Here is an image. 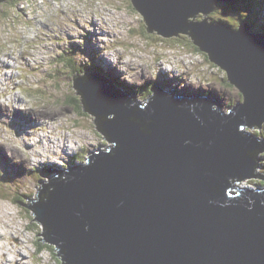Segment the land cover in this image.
<instances>
[{"label":"water","instance_id":"water-1","mask_svg":"<svg viewBox=\"0 0 264 264\" xmlns=\"http://www.w3.org/2000/svg\"><path fill=\"white\" fill-rule=\"evenodd\" d=\"M236 1L135 0L150 30L168 36L191 29L228 70L246 97L235 118L210 111L212 104L222 106L217 98L185 89L177 95L175 88L153 87L155 99L145 111L129 108L133 90L118 84L113 71L103 75L94 65L86 82L77 80L90 111L115 113L102 127L119 147L115 155L92 156L87 168L48 170L68 178L53 180L48 202L35 210L63 241L67 264H264V195L248 194L255 201L252 211L247 201L240 203L244 194L227 208L209 203L223 202L226 177L249 174L246 152L264 151L236 131L239 124L264 120V32L245 24L232 32L222 24L185 23L213 4ZM189 104L197 105L203 124L189 113Z\"/></svg>","mask_w":264,"mask_h":264},{"label":"clouds","instance_id":"clouds-1","mask_svg":"<svg viewBox=\"0 0 264 264\" xmlns=\"http://www.w3.org/2000/svg\"><path fill=\"white\" fill-rule=\"evenodd\" d=\"M210 7L206 13L187 16L185 23L222 24L238 32L248 19L247 11L225 16L222 8ZM86 40L94 51L92 58L84 54ZM201 43L191 29L168 36L150 30L135 0H0V152L24 170L21 176L5 179L0 169V264H67L63 241L35 208L48 202L53 180L68 178L57 173L50 179L42 174L44 168L67 174L69 158L87 168L92 156L115 155L119 147L102 127L115 113L97 116L75 86L77 80L86 82L93 60L113 71L118 84L134 88L129 108L145 111L155 99L153 85L163 74L175 81L177 92L188 88L202 92V98L214 93L222 106L212 104L210 111L222 118L236 117L246 97ZM187 107L203 124L194 111L197 105ZM14 112L29 116L34 126L17 134L11 127ZM129 120L140 124L135 117ZM140 131L147 134L145 127ZM236 131L264 146V120L239 124ZM245 155L251 161L249 174L226 177L223 202L210 204L227 208L244 194L240 203L247 201L252 211L255 201L248 194L264 195V151L253 149ZM259 203L264 207V199Z\"/></svg>","mask_w":264,"mask_h":264},{"label":"rangeland","instance_id":"rangeland-1","mask_svg":"<svg viewBox=\"0 0 264 264\" xmlns=\"http://www.w3.org/2000/svg\"><path fill=\"white\" fill-rule=\"evenodd\" d=\"M253 2L257 3V5L254 4L250 7H245L244 4H242L240 2L238 4L236 3L235 6H233L234 4H228V3H224V2H218L215 5L217 7H220L223 9L222 15H225V16L236 15V14H238L239 11H247L249 13L247 21H248L250 26H248V24H245V23H241V24L247 25L250 28L251 32H263L262 31L263 29L259 30V27L264 26V0H259V2H258V0H256ZM256 7L258 9H256ZM250 14H253V16ZM73 50L74 51L77 50L75 48V46H73ZM84 54L89 55L90 58H92V56H94V51L88 46L87 40H86V49H85ZM93 65L95 67L101 69L103 75H105L108 72H111V70L109 68H107V66L102 67L101 62L93 60L92 66L86 70L87 75H89L91 73L93 74ZM173 83H175V81H170L163 74H161L159 79L157 80V82L153 85V87H160L162 89H172ZM144 87L146 88L147 85H145ZM131 89L133 90V93H135L134 88H131ZM141 90H143V89H141ZM185 90L191 91L188 88H185ZM177 93L179 94L180 92H177ZM191 93H195V92L191 91ZM131 95L134 96V94H131ZM208 95L217 98L214 93H209ZM221 104H222V102H221ZM32 126H34V121L29 116L24 115L20 112H14L11 127L16 129L17 134H20L21 132L25 131L26 128L32 127ZM70 164H75L72 162V158H69V165ZM0 169L5 170V172H6L5 179H12V178H15L17 176H21L24 173V170L21 166L13 165L3 155L2 152H0ZM49 169L55 170V171L60 170V169L52 167V166H48V167L44 168L42 174L47 175L49 178H51L54 174H57V172H49L48 171Z\"/></svg>","mask_w":264,"mask_h":264},{"label":"trees","instance_id":"trees-1","mask_svg":"<svg viewBox=\"0 0 264 264\" xmlns=\"http://www.w3.org/2000/svg\"><path fill=\"white\" fill-rule=\"evenodd\" d=\"M253 1H256V0H237V4L240 2V3H242V4H244V6L245 7H250V6H252V5H257V3H254ZM236 3L233 5V6H235L236 5ZM244 9V8H243ZM256 9H258L257 7H256ZM250 15H252L253 16V14H250ZM242 23H245V24H248L249 25V23H248V21L246 20L245 22H242ZM263 27V28H262ZM262 27H259V30H262V31H264V26H262ZM258 30V31H259ZM114 85H116V86H118L119 87V85H117L116 83H114Z\"/></svg>","mask_w":264,"mask_h":264},{"label":"bare ground","instance_id":"bare-ground-1","mask_svg":"<svg viewBox=\"0 0 264 264\" xmlns=\"http://www.w3.org/2000/svg\"><path fill=\"white\" fill-rule=\"evenodd\" d=\"M177 93V92H176ZM177 95H178V93H177Z\"/></svg>","mask_w":264,"mask_h":264}]
</instances>
